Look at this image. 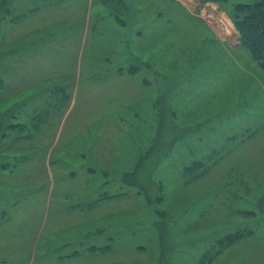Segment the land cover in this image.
Instances as JSON below:
<instances>
[{"label": "rangeland", "instance_id": "rangeland-1", "mask_svg": "<svg viewBox=\"0 0 264 264\" xmlns=\"http://www.w3.org/2000/svg\"><path fill=\"white\" fill-rule=\"evenodd\" d=\"M0 264H264V71L229 4L0 0Z\"/></svg>", "mask_w": 264, "mask_h": 264}, {"label": "trees", "instance_id": "trees-1", "mask_svg": "<svg viewBox=\"0 0 264 264\" xmlns=\"http://www.w3.org/2000/svg\"><path fill=\"white\" fill-rule=\"evenodd\" d=\"M219 7L230 5L231 18L241 47L253 62L264 71V1L253 4L234 3V0H201Z\"/></svg>", "mask_w": 264, "mask_h": 264}, {"label": "crops", "instance_id": "crops-1", "mask_svg": "<svg viewBox=\"0 0 264 264\" xmlns=\"http://www.w3.org/2000/svg\"><path fill=\"white\" fill-rule=\"evenodd\" d=\"M88 217H89V215H88L87 217H85V219L83 220V222L77 224V226L81 227V230H84V231H85V229H84V227H85V226H84V223L86 224V222L90 220V217H89V219H88ZM87 219H88V220H87ZM74 220H76L75 217H74ZM74 227H76V226H74ZM88 229H89V228H87L86 230H88ZM52 230H53V231H54V230L57 231V230H58V229H57V226H56V225H55V226L53 225ZM87 233H88V232H86V234H87Z\"/></svg>", "mask_w": 264, "mask_h": 264}]
</instances>
